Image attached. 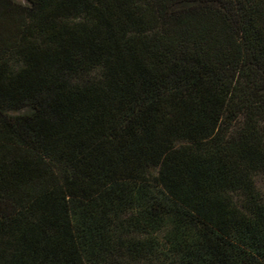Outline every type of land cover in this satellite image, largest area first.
<instances>
[{"label":"trees","instance_id":"obj_1","mask_svg":"<svg viewBox=\"0 0 264 264\" xmlns=\"http://www.w3.org/2000/svg\"><path fill=\"white\" fill-rule=\"evenodd\" d=\"M264 0H0V264H264Z\"/></svg>","mask_w":264,"mask_h":264},{"label":"rangeland","instance_id":"obj_2","mask_svg":"<svg viewBox=\"0 0 264 264\" xmlns=\"http://www.w3.org/2000/svg\"><path fill=\"white\" fill-rule=\"evenodd\" d=\"M21 1H23V0H21ZM260 188L264 189V180L260 181Z\"/></svg>","mask_w":264,"mask_h":264}]
</instances>
